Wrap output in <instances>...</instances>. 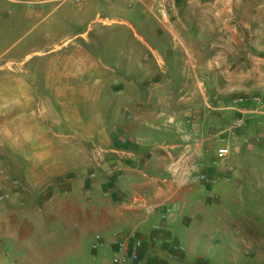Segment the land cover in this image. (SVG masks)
Here are the masks:
<instances>
[{"label":"crops","instance_id":"crops-1","mask_svg":"<svg viewBox=\"0 0 264 264\" xmlns=\"http://www.w3.org/2000/svg\"><path fill=\"white\" fill-rule=\"evenodd\" d=\"M127 1L101 0L99 19L115 18L99 22L116 24L137 7L152 13L151 0L121 8ZM214 8L220 21H200L197 13L184 22L175 7L169 17L151 22L145 27L150 40L137 36L141 45L131 50L133 58L140 46L151 55L137 66L120 65L116 74L105 73L101 62L98 71L76 53L58 73L55 60L45 76L34 71L33 82L16 69L19 165H0V195L10 196L0 201V264H93L98 236L99 260L110 264L115 235L132 234L144 241L140 260L132 264H176L177 258L223 264L235 247L255 257L264 250V229L249 222L253 214L245 209L264 205V18L257 6L249 21L248 0H239L238 22L223 19L232 7L215 2ZM120 24L134 30L127 20ZM90 75L99 77L98 87L88 82ZM241 97L251 99L247 123L231 135L233 100ZM89 108L99 109V134L92 140L105 143L95 173H87L85 161L59 172L55 150H28V142L56 141L51 125L57 118L70 130L86 125ZM69 136L89 140L81 128ZM244 137L261 142L249 147ZM224 146L233 154L217 160ZM199 157L202 166L192 169ZM35 158L37 164L29 161Z\"/></svg>","mask_w":264,"mask_h":264},{"label":"rangeland","instance_id":"rangeland-1","mask_svg":"<svg viewBox=\"0 0 264 264\" xmlns=\"http://www.w3.org/2000/svg\"><path fill=\"white\" fill-rule=\"evenodd\" d=\"M100 2L101 0H0V65L9 60L14 61L9 62L4 70L0 68V103L6 104L0 109V165L3 167L14 170L19 165V158L15 153L17 143L14 140L17 68L22 70L25 79L33 82L34 71H40L45 76L49 63L55 60V73H58L62 70L65 59L76 53L85 57L90 64H94L98 71L101 62L105 73L116 74L120 65L136 63L137 66L144 63L143 56L151 55L146 48L140 46L141 52L133 58L132 46L134 47L135 43L137 47L141 45L137 36L150 40L145 27L162 18L155 16L146 7L134 9L136 0H128L121 8L134 9V12L119 14V18L114 19L116 24L104 25L99 20L113 19L115 16L103 14L99 19ZM215 2H218L222 9L225 6L232 7V12L224 14L223 19L235 22L240 20L239 0H176V7L180 19L184 22L196 20L197 13L200 14V21H220L214 12ZM257 6H260V18H264V0H248L249 21L255 17V13L252 14L251 11ZM124 20L131 22L134 30L120 24ZM87 80L93 87L99 86V77L96 75H90ZM84 112L87 113L86 125L71 126L70 130L57 118L51 125L56 133V141L28 142V150L35 148L38 151L41 146L55 150V162L59 172L64 171V165L75 166L85 161L87 173H95L99 168V153L105 144L92 140L99 134V109L89 108ZM79 128L87 134L88 141H74L69 136ZM29 161L38 163L37 158ZM40 177L46 178L48 175L43 173ZM23 178L26 181L32 179L31 175H23ZM245 209L253 214L249 222L252 221L254 226L264 229V205H248ZM180 244L190 249L185 239L180 240ZM246 251L250 252L243 246L235 247L222 263L264 264V250L258 253L257 257L248 256ZM97 253L93 264H101L99 248ZM185 257L191 258V253H186ZM113 258L114 253L110 251L107 257L110 264H114ZM174 262L186 264L178 258ZM8 264H11V259H8Z\"/></svg>","mask_w":264,"mask_h":264},{"label":"built area","instance_id":"built-area-1","mask_svg":"<svg viewBox=\"0 0 264 264\" xmlns=\"http://www.w3.org/2000/svg\"><path fill=\"white\" fill-rule=\"evenodd\" d=\"M133 2L135 0H132ZM152 3L150 5V9L153 14L157 17L165 19L169 17L170 12L173 8L176 7V0H151ZM251 99L249 98H236L233 100V108L236 112L235 118L231 121L228 131L231 135H237L238 132L245 128L247 123V113L248 108L245 106ZM252 101L259 107L263 105V100L260 97L252 98ZM122 143H126V138H121ZM244 144L249 147L256 146L261 142V138L255 137H244ZM233 154V150L229 146H224L217 151V160H225L228 159ZM203 157H199L196 162L193 163L192 169H196L202 166ZM176 171L181 170L179 168H175ZM231 170H234V167H231ZM196 180L202 179L201 176H195ZM10 196L8 194H1L0 201H4L8 199ZM101 238L97 237V244L94 246V249L99 248V242ZM114 247L115 253L113 262L114 264H132L137 263L144 249V241L137 237L135 234H132L127 237H120L115 235L114 239ZM15 264V263H11Z\"/></svg>","mask_w":264,"mask_h":264}]
</instances>
